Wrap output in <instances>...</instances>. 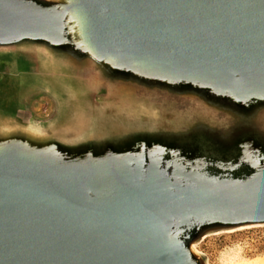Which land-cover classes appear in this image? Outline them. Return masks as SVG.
Here are the masks:
<instances>
[{"label":"water","instance_id":"obj_1","mask_svg":"<svg viewBox=\"0 0 264 264\" xmlns=\"http://www.w3.org/2000/svg\"><path fill=\"white\" fill-rule=\"evenodd\" d=\"M70 14L71 46L91 60L239 102L264 94V0H0V46H63ZM144 142L84 160L0 147V264H190L184 228L204 236L264 224L256 147L239 166L214 169Z\"/></svg>","mask_w":264,"mask_h":264},{"label":"rangeland","instance_id":"obj_2","mask_svg":"<svg viewBox=\"0 0 264 264\" xmlns=\"http://www.w3.org/2000/svg\"><path fill=\"white\" fill-rule=\"evenodd\" d=\"M66 1L33 0L48 8ZM65 23L70 42L63 46L25 40L0 46L1 148L22 145L84 160L103 157L109 148L131 154L148 141L215 169L239 166L256 147L253 162L264 165V94L239 102L236 93L189 86L111 59L91 60L71 46L79 32L75 18L70 14ZM199 226L179 234L190 264L264 257V224L205 236Z\"/></svg>","mask_w":264,"mask_h":264},{"label":"bare ground","instance_id":"obj_3","mask_svg":"<svg viewBox=\"0 0 264 264\" xmlns=\"http://www.w3.org/2000/svg\"><path fill=\"white\" fill-rule=\"evenodd\" d=\"M228 264H264V257L256 258L249 262H229Z\"/></svg>","mask_w":264,"mask_h":264},{"label":"trees","instance_id":"obj_4","mask_svg":"<svg viewBox=\"0 0 264 264\" xmlns=\"http://www.w3.org/2000/svg\"><path fill=\"white\" fill-rule=\"evenodd\" d=\"M219 232V231H218ZM205 236V235H204Z\"/></svg>","mask_w":264,"mask_h":264}]
</instances>
